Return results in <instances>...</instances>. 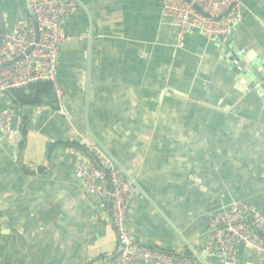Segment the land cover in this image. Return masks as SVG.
<instances>
[{
  "label": "crops",
  "instance_id": "obj_1",
  "mask_svg": "<svg viewBox=\"0 0 264 264\" xmlns=\"http://www.w3.org/2000/svg\"><path fill=\"white\" fill-rule=\"evenodd\" d=\"M78 1L64 24L78 39L62 51V99L53 90L55 106L23 107L21 154V128L0 136V264H113L110 211L76 177L72 148L57 144L86 141L135 179L126 227L137 241L205 255L210 211L241 201L264 212V66L254 80L230 67L235 50L247 63L264 55V0H242L229 44L196 33L181 46L164 0ZM0 6L7 31L33 22L28 0ZM6 108L22 112L14 92L0 95ZM208 262L264 264L243 246L231 262Z\"/></svg>",
  "mask_w": 264,
  "mask_h": 264
},
{
  "label": "built area",
  "instance_id": "obj_2",
  "mask_svg": "<svg viewBox=\"0 0 264 264\" xmlns=\"http://www.w3.org/2000/svg\"><path fill=\"white\" fill-rule=\"evenodd\" d=\"M28 3L36 15L37 27L23 18L6 32L0 45V95L49 82L60 101L64 95L58 77L62 51L69 42L78 39L64 32V24L80 2L28 0ZM242 7V0H164L163 14L177 28V46L183 44L186 36L196 33L226 45L243 19ZM59 113L70 114L66 108H60ZM22 120L20 111L11 108L0 111V136L18 137ZM71 150L76 177L95 195L99 207L110 211L118 239L113 264H210L205 255L228 263L235 259L239 246L255 250L264 261V212L241 201H232L223 209L208 213L209 240L205 255L168 252L137 241L126 227L127 209L135 195V179L98 144L86 141L81 148Z\"/></svg>",
  "mask_w": 264,
  "mask_h": 264
},
{
  "label": "trees",
  "instance_id": "obj_3",
  "mask_svg": "<svg viewBox=\"0 0 264 264\" xmlns=\"http://www.w3.org/2000/svg\"><path fill=\"white\" fill-rule=\"evenodd\" d=\"M11 92L15 94V100L18 104L22 106V108L26 106H37V105H52L55 106L56 99L53 93L52 84L49 82H42L30 85L27 88L14 89ZM22 111L23 120L21 125V134L22 141L20 143V154L23 152L25 147V141L28 132V122H29V114L30 111L24 109ZM58 145H65L71 148H81V144L79 142H69V143H57ZM54 144H49L48 153L53 150ZM190 255V254H188Z\"/></svg>",
  "mask_w": 264,
  "mask_h": 264
},
{
  "label": "water",
  "instance_id": "obj_4",
  "mask_svg": "<svg viewBox=\"0 0 264 264\" xmlns=\"http://www.w3.org/2000/svg\"><path fill=\"white\" fill-rule=\"evenodd\" d=\"M188 2H191V0H186ZM194 8L198 11H201L200 8L194 4ZM30 12H31V15H32V19H33V22H34V25L37 27V22H36V15L34 14L33 12V9L30 7ZM7 32V29H6V24H5V19H4V15L2 13V9H1V6H0V45L4 39V36ZM38 37H39V34H38ZM230 41L227 43L229 44ZM240 52V53H239ZM233 56L232 58L230 59L232 61V64H231V68L234 70V72L238 73V74H241V72H245V74L247 75V77H249V79L251 80H254L255 78H259V68L261 65L264 66V55H262L259 59V61L256 63V60L253 63H247L246 61H243V57L247 54V51L245 50H239V51H233L232 52ZM21 57L19 58H16L14 61L20 59ZM14 61H11V62H14ZM11 62H8L7 64L11 63ZM4 66V65H3ZM244 70V71H243ZM251 74H254V77H251L250 75ZM206 258L209 260L211 259L210 257H208L207 255H205Z\"/></svg>",
  "mask_w": 264,
  "mask_h": 264
}]
</instances>
